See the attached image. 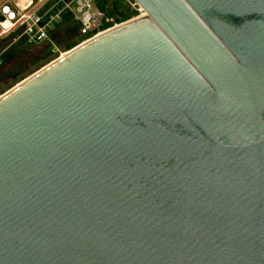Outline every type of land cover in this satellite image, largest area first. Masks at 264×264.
<instances>
[{"label":"water","instance_id":"1","mask_svg":"<svg viewBox=\"0 0 264 264\" xmlns=\"http://www.w3.org/2000/svg\"><path fill=\"white\" fill-rule=\"evenodd\" d=\"M136 1L0 98V264H264V0Z\"/></svg>","mask_w":264,"mask_h":264},{"label":"built area","instance_id":"2","mask_svg":"<svg viewBox=\"0 0 264 264\" xmlns=\"http://www.w3.org/2000/svg\"><path fill=\"white\" fill-rule=\"evenodd\" d=\"M126 2L142 10L136 0ZM96 3L97 0H32L23 6L20 0H6L0 3V41L15 35V42L20 39L29 44L50 42L58 51L53 33L70 17L78 24L79 34L83 36L78 44H82L117 25H113L114 18L99 10Z\"/></svg>","mask_w":264,"mask_h":264},{"label":"rangeland","instance_id":"3","mask_svg":"<svg viewBox=\"0 0 264 264\" xmlns=\"http://www.w3.org/2000/svg\"><path fill=\"white\" fill-rule=\"evenodd\" d=\"M110 1L112 2L113 0ZM128 8L130 12H137L132 18L144 12L139 9V6L134 8L128 4ZM109 17L114 18L113 25H119L127 21L118 22L117 18H121V16L117 14ZM74 29H77L76 33L69 37V34H72ZM14 36L15 35H12L0 41V51L3 50L0 54V60L2 61V64H0V96L36 73L51 61L53 62L61 57V52L63 55L66 54V51H68V43L72 41L79 42L83 38V36L79 34L77 22L70 17L59 25L53 33V40L59 49L58 51H55V46L51 45L50 42L29 44L24 39L15 42Z\"/></svg>","mask_w":264,"mask_h":264},{"label":"trees","instance_id":"4","mask_svg":"<svg viewBox=\"0 0 264 264\" xmlns=\"http://www.w3.org/2000/svg\"><path fill=\"white\" fill-rule=\"evenodd\" d=\"M96 7L99 10L105 12V14L108 16H115L116 14L120 15L121 18H117L118 22L128 20L132 18V16L137 14L136 11L134 12L129 11L128 3L126 2V0H113L112 2L110 0H97ZM76 31L77 29H74L72 34H69V37L73 36L76 33ZM78 43L79 42H75V41L68 43L67 50L73 48Z\"/></svg>","mask_w":264,"mask_h":264},{"label":"bare ground","instance_id":"5","mask_svg":"<svg viewBox=\"0 0 264 264\" xmlns=\"http://www.w3.org/2000/svg\"><path fill=\"white\" fill-rule=\"evenodd\" d=\"M6 0H0V3H3V2H5ZM32 2V0H20V4H22L23 6H28L30 3ZM143 10V9H142ZM144 11V10H143ZM143 14H145L144 12H143ZM115 26H120V24L119 25H115ZM115 26H113V27H111L110 29H107V30H105V31H103V32H101V33H99L98 34V36H100V35H102V34H104V33H106V32H108V31H110V30H112ZM97 36V37H98ZM68 52H66V54H67ZM66 54H61V57H59V58H57L56 60H54L53 62H55V61H57V60H59L60 58H63ZM35 74V73H34ZM33 74V75H34ZM33 75H31V76H33ZM30 76V77H31ZM30 77H28L27 79H29ZM27 79H25V80H23L22 82H20L18 85H16V86H14L12 89H10L9 91H7V92H5L4 94H2L1 96H0V98H2L4 95H6L7 93H9V92H11L14 88H16L17 86H19L21 83H23L24 81H26Z\"/></svg>","mask_w":264,"mask_h":264}]
</instances>
